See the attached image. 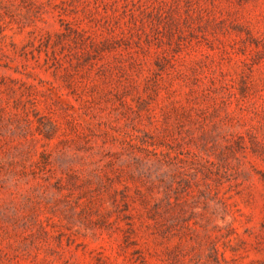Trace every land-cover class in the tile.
Here are the masks:
<instances>
[{
  "label": "rangeland",
  "instance_id": "rangeland-1",
  "mask_svg": "<svg viewBox=\"0 0 264 264\" xmlns=\"http://www.w3.org/2000/svg\"><path fill=\"white\" fill-rule=\"evenodd\" d=\"M0 264H264V0H0Z\"/></svg>",
  "mask_w": 264,
  "mask_h": 264
}]
</instances>
